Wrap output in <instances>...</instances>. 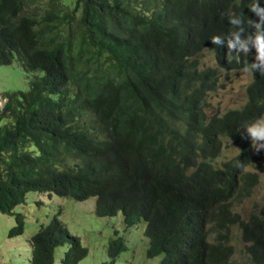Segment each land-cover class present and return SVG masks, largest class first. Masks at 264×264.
Here are the masks:
<instances>
[{"label": "trees", "instance_id": "16d2710c", "mask_svg": "<svg viewBox=\"0 0 264 264\" xmlns=\"http://www.w3.org/2000/svg\"><path fill=\"white\" fill-rule=\"evenodd\" d=\"M256 3L264 9V0H0V64L15 59L27 79L25 89L0 92V212L14 220L7 236L23 232L25 215L14 207L29 191L94 196L96 215L144 223L145 254L162 253L160 264H264L263 211L246 219L232 211L257 172L243 168L244 152L215 165L209 137L213 126L233 136L264 111V75L249 70L239 107L204 111L219 69L255 60ZM237 31L247 54L229 52ZM204 49L214 66L199 67ZM182 165L197 170L185 175ZM233 224L241 262L229 243ZM27 242L30 264H53L58 245L60 264L87 252L57 212ZM126 249L113 229L106 255L113 261Z\"/></svg>", "mask_w": 264, "mask_h": 264}, {"label": "rangeland", "instance_id": "374dc122", "mask_svg": "<svg viewBox=\"0 0 264 264\" xmlns=\"http://www.w3.org/2000/svg\"><path fill=\"white\" fill-rule=\"evenodd\" d=\"M212 55L207 50H202L199 54V67L213 65ZM218 85L212 91H207L204 111L210 115H220L227 108L238 107L245 99V85L250 80V73L244 68L219 71ZM27 79L23 71L12 60L8 64H0V92L4 89H25ZM1 104V100H0ZM264 116V112L259 117ZM238 147L230 140H222L219 156L214 163L220 164L234 153ZM258 172L257 183L248 196L240 201H234L232 210L241 217L246 218L249 210L259 214L264 212V160L259 158L249 167ZM34 199H39L35 203ZM94 196L83 200H74L51 193L29 191L25 195L24 203L14 207L15 211H21L25 215L22 234L7 236L8 228L14 223L11 213L0 212V264H30L29 244L27 237L38 227L39 223L48 220L52 212L58 213L60 219L65 223L71 233L76 234L82 245L87 249L86 255L76 264H154L160 257H146L144 249L147 238L142 234L144 223L137 226H126L121 221V214L98 216L93 211ZM58 210V211H57ZM113 228H117L123 234L127 249L110 261L106 255V243L112 234ZM138 230V233H137ZM230 244L232 245V257L237 262L245 258L243 244L239 231L234 225L231 229ZM64 245L54 248L53 264H60V259L64 250Z\"/></svg>", "mask_w": 264, "mask_h": 264}, {"label": "clouds", "instance_id": "9594fccd", "mask_svg": "<svg viewBox=\"0 0 264 264\" xmlns=\"http://www.w3.org/2000/svg\"><path fill=\"white\" fill-rule=\"evenodd\" d=\"M251 11L255 12L257 15L260 16V22L257 23V22H254V21H250V23L252 25H254V27L256 28V32H255L254 36L253 37H250V39L253 41L254 47L256 49V55H255L254 62H252L251 65H249L246 68V70H248V71L249 70L254 71L256 69H259L260 75H264V9L259 8L258 7V4L256 3V4H254L252 6ZM229 23L231 25H233V26H237V25H240L242 23V20L241 19H238V18H235V17H232V18H230ZM239 31H243V29L241 28ZM239 31L233 33L234 41L233 40H229L228 41L229 52L232 53V50L233 49H236L237 53H239L242 50L244 53L247 54V53H249L250 50L247 47V43L246 42H241L240 41ZM211 42L214 45H219L221 43V39H220L219 36H214L211 39ZM237 45H239V48H237ZM204 50H206V49H204ZM208 52H210V51H208ZM198 58H199V56H198ZM212 58H213V56H212ZM214 65H215V61H214V64L213 65H206V66H214ZM222 70L223 71H229V70H234V69H229V70H224V69H221V68L219 69L220 72ZM219 71H218V76L220 75L219 74ZM249 73H250V71H249ZM248 82L246 83V85L248 84ZM217 85H218V79H217L216 87H217ZM246 85H245V87H246ZM210 91H212V90H210ZM244 92H245V89H244ZM0 100H1V104H2V101L4 100V98L2 96H0ZM245 100H246V93H245V99H244V101ZM230 108H237V107H230ZM260 114L258 115V117L256 119H254V120H252L250 122H247L245 124V128H243L239 132L233 133V136L226 135V130L222 126H221L222 127V133H218V132L214 133L213 131L215 129H217L218 127L213 126V128L211 130H209V137H210V139H212L211 144L212 145H216L218 147L219 152H220V146H221L222 140L225 139V140L233 141V143L238 147V150L232 156H234L236 154H241L242 152H244L242 154V156H248L249 157V160H248V163L243 166V168L244 169L253 170V169H250L249 167L251 165H253V163L255 161H257L259 158H262L264 160V116L259 117ZM194 140H195V145L200 141V132H195V139ZM241 140H244L245 141V144H244L245 147L242 150L239 149L240 148V144L239 143H242ZM252 155H255L256 157H251ZM217 156H219V155H216V157ZM232 156H230L229 158H231ZM216 157L214 158L213 163H214ZM195 158H198L197 157V147H196ZM228 159H226V160H228ZM222 162H224V161H222ZM221 163L220 164L214 163V164L220 166ZM180 167L182 169V172L185 175L187 174V172L191 173L192 171L197 170L193 165H182ZM254 171H256V170H254ZM257 180H258V172H257ZM232 207H233V205H232ZM250 211H252V210H249L248 213ZM248 213H247L246 218L248 217ZM263 214H264V212H263ZM58 215H59V211H58ZM241 218L242 219H246V218H243V217H241ZM139 223L135 224L134 226H137ZM232 226H234V224L231 225V227ZM113 229H116L117 232H118V234H121L123 236V234L120 233L117 228H113ZM112 232H113V230H112ZM123 239L125 241L124 236H123ZM147 242H148V239H147ZM229 243H230V240H229ZM146 246H147V243H146ZM146 246H145V248H146ZM144 254H145V249H144ZM156 255H160V257H159V259L154 264H160L161 261L165 258V256H163L162 253H157V254H154L152 256H147L145 254L146 257H153V256H156Z\"/></svg>", "mask_w": 264, "mask_h": 264}]
</instances>
